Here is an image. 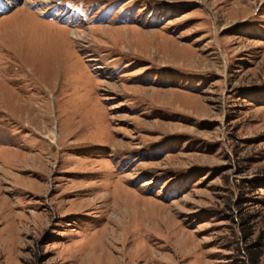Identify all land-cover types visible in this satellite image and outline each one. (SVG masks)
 <instances>
[{
	"label": "rangeland",
	"instance_id": "1",
	"mask_svg": "<svg viewBox=\"0 0 264 264\" xmlns=\"http://www.w3.org/2000/svg\"><path fill=\"white\" fill-rule=\"evenodd\" d=\"M11 4L0 264H264V0Z\"/></svg>",
	"mask_w": 264,
	"mask_h": 264
},
{
	"label": "bare ground",
	"instance_id": "2",
	"mask_svg": "<svg viewBox=\"0 0 264 264\" xmlns=\"http://www.w3.org/2000/svg\"><path fill=\"white\" fill-rule=\"evenodd\" d=\"M3 1H2L3 7L1 6L2 4L0 5L1 6L0 7L1 10L9 8L12 5L11 3L16 2L17 0H12L13 2H10V0H3ZM5 3H6V5H8V7L5 5Z\"/></svg>",
	"mask_w": 264,
	"mask_h": 264
}]
</instances>
